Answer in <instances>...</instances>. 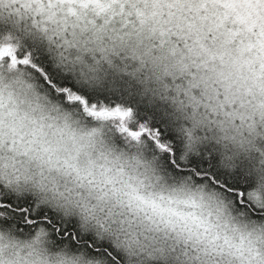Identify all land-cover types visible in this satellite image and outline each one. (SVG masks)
I'll list each match as a JSON object with an SVG mask.
<instances>
[{"label": "snow or ice", "instance_id": "snow-or-ice-1", "mask_svg": "<svg viewBox=\"0 0 264 264\" xmlns=\"http://www.w3.org/2000/svg\"><path fill=\"white\" fill-rule=\"evenodd\" d=\"M0 264H264V0H0Z\"/></svg>", "mask_w": 264, "mask_h": 264}, {"label": "clouds", "instance_id": "clouds-1", "mask_svg": "<svg viewBox=\"0 0 264 264\" xmlns=\"http://www.w3.org/2000/svg\"><path fill=\"white\" fill-rule=\"evenodd\" d=\"M217 45H219V41H217ZM213 50H215V46L213 47ZM179 53H178V57H179ZM184 55L189 59V60H194V59H202L203 57L200 55V49L198 47H193L192 50L190 52L184 53ZM216 70L220 71L221 70V66L219 65V63H217L216 66ZM207 75H212L215 76L214 72H209L206 73Z\"/></svg>", "mask_w": 264, "mask_h": 264}]
</instances>
